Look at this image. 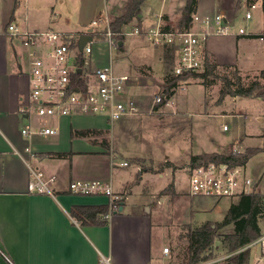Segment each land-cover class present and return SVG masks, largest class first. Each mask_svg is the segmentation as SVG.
I'll return each mask as SVG.
<instances>
[{
  "label": "crops",
  "instance_id": "obj_1",
  "mask_svg": "<svg viewBox=\"0 0 264 264\" xmlns=\"http://www.w3.org/2000/svg\"><path fill=\"white\" fill-rule=\"evenodd\" d=\"M64 1L49 0V3H53L54 8ZM69 1L80 11V20L84 27L102 14V9L106 8L108 2ZM123 1L125 7L129 0ZM257 1L261 8V18L260 22L249 26V34H238L235 28L228 34L210 33L202 43L203 51L219 64V68L231 65L237 67L241 74L259 73L264 69V37L256 36L264 34V12L261 0ZM27 2L28 0H24L22 5L21 0H15V5L9 12L8 7L0 8V264H98L101 256L110 257L114 264H168L171 259L169 253L164 252L165 244L162 245L154 238L151 214L139 206L166 187L171 172L168 168L159 173L147 169L142 171L139 168L142 165L137 159L154 156L131 152L116 142L123 130L131 124L130 116L135 115L110 121L105 116L76 114L54 119L53 122L59 126L55 135L22 134L21 129L25 124L37 126L43 119L33 112H24L25 107L30 104V79L24 58L25 51L9 36L7 25L15 22L23 29H54L61 32H79L86 29L62 30V24L51 18L43 23L30 20L25 7ZM185 3L186 0H162L159 9L153 11L144 1L141 20L134 19L129 24L138 26L140 23L141 30L145 32L158 24L161 15L162 25L168 24L177 28ZM246 4L247 0H198L196 13L202 17L223 13L234 21L236 27V22L245 19ZM124 7L119 14L108 13L104 16H118ZM250 20H253V14ZM149 43L144 34L129 36L128 39L125 36L120 47L123 49L122 56L130 62L131 71L117 70L118 73L132 76L124 97L136 99L140 111L142 109L145 115L152 110L149 102L142 105L139 103L138 99L143 94L141 91L154 85L156 63L162 62L164 66V58L159 49L164 46L152 44L154 51L151 54L147 47ZM169 48L173 50L176 61V48ZM141 65L148 66L150 74L138 70ZM161 80L162 78L157 80V89L158 81ZM193 86L202 87L204 90V99L200 102L203 114H225L227 111L222 109V105L228 98L247 99L264 107L263 97L226 95L221 101L218 96L217 99L206 100L205 93L208 88L199 80H187L174 89L160 111L165 107L175 108L176 104L172 99L177 92ZM209 104L214 106L209 107ZM231 112L240 114L238 111ZM257 116L262 120L261 115ZM223 129H226V125ZM76 130L95 132L90 135H77L73 133ZM105 132L108 139L96 138L99 135L104 136ZM263 133L244 134L238 142L217 144L214 150L207 152L220 150L231 144L242 147L241 144L246 143L244 150L253 146L249 143H254L259 138L262 142L257 146H261ZM193 143L189 148L186 147L190 149L188 159L194 154L203 153L194 152L191 149ZM26 148H30V151L27 152ZM124 162L128 164L124 165ZM32 170H41L46 175L57 177L51 185L52 192L30 189ZM185 176L188 183L187 172ZM175 178V192L183 193L177 187L182 179L181 174L177 173ZM73 180H101L109 183L115 194L122 196L118 209L109 216L106 224L81 225L72 217L71 208L74 205H107L111 202V197L107 195L71 192L69 184ZM187 193L189 194V185ZM236 199L225 206L226 211Z\"/></svg>",
  "mask_w": 264,
  "mask_h": 264
},
{
  "label": "rangeland",
  "instance_id": "obj_2",
  "mask_svg": "<svg viewBox=\"0 0 264 264\" xmlns=\"http://www.w3.org/2000/svg\"><path fill=\"white\" fill-rule=\"evenodd\" d=\"M0 1V8L4 9L8 7V12L15 5V0ZM253 1L256 0H247V3ZM161 2L162 0H145V4L149 5L153 11L159 9ZM23 3L24 0H21L22 5H24ZM52 4L49 3V0H28L25 3V7L29 19L37 21V23H43L50 18L52 20L55 19L62 24V30L87 28L91 24V21H89L84 27V24L80 20L81 13L71 1L65 0L54 8ZM123 4H125L123 0H108L106 8L103 7L102 9L101 15L108 13L111 15L119 14L124 7ZM80 6H83L82 1ZM260 10V6L252 9L253 20H240L235 23L236 27L234 29L236 28L237 30L239 27H244L248 31L249 26L254 24V22H260ZM107 17L111 22L116 16ZM133 27L132 24L123 25L122 31L127 32ZM138 27L141 28L139 25ZM128 38L129 36H126V39ZM152 44L154 43L150 42L147 44L151 54L154 51ZM92 48L93 53L91 58L95 65L102 67L112 63L115 71H131L129 67L130 62L122 56L123 49L120 46L117 49H111L107 41H93ZM159 49L164 58L165 68L161 64L162 62L156 63L154 85L145 91H141L143 94L138 99L141 105L144 102L145 104L149 102L152 111L150 114L145 115L141 109L138 115L130 116L131 119L129 121H131V124L123 130L119 135L120 139H117L116 142L119 146L131 152H140L146 156H154L151 158L139 157L137 159V162L142 165V171L147 169L153 173H159L164 172L165 168H168L171 172L170 180L166 187L157 191L153 197H149L148 201L143 202L139 207L151 214L154 238L169 248L171 260H168L167 263L189 264V240L186 236L188 226L200 225L207 220L213 222L221 221L226 213L225 206L236 198L215 200L209 197H193L187 193L188 183L185 173L187 172V167L190 165L191 158L188 159L190 149L187 148L194 142L191 147L194 152H207L214 150L217 144L226 145L238 142L244 134L263 133L264 107H261L260 103L247 99L235 100L228 98L222 105V109L227 111L225 114H219V112L217 114H203L201 113L200 102L204 99V90H202V87L193 86L187 90H179L177 92L176 96L172 99L176 104L175 108L169 109L165 107L160 111L163 103H155V98L165 90L163 77L173 71L176 61L171 48L164 46L162 49ZM139 69L145 74H150L149 67L146 65L139 66ZM218 70L220 73H230L231 69L220 67ZM257 74L255 72L242 74L244 82L249 83L251 80H255ZM160 78L162 80L158 81L159 88L157 89L155 85ZM187 80L194 82L199 80V78L190 76L186 80L181 81V83L184 84ZM262 83L264 84V79H262ZM220 84L218 81L217 84L206 89V100L217 99V96L219 98L218 90ZM210 106L213 107L214 105L209 104ZM231 111H238L240 114H234ZM257 115H261L262 120H259ZM224 125H226V129H223ZM103 137L108 139L106 132L104 136H96L97 139H104ZM259 139L249 144L253 145V147L260 145L262 141L261 138ZM231 145H233L234 149H241L243 151L246 143L241 144L242 147L236 146L237 144ZM228 147L229 145L219 151L225 152ZM246 172L251 177L253 183H256V191L263 193L264 152H259L249 159L246 164ZM177 173H180L182 178L177 187L179 190L184 191L180 194H177L174 188ZM260 225L264 231V217L261 219ZM231 232H233V225H227L219 230V233L222 234ZM211 250L212 258L200 264H224L227 251L219 238L215 240ZM258 263L264 264V253L261 251L259 244H254L252 246L250 264Z\"/></svg>",
  "mask_w": 264,
  "mask_h": 264
},
{
  "label": "built area",
  "instance_id": "obj_3",
  "mask_svg": "<svg viewBox=\"0 0 264 264\" xmlns=\"http://www.w3.org/2000/svg\"><path fill=\"white\" fill-rule=\"evenodd\" d=\"M258 1L247 3L244 18H252V9ZM155 27L143 32L134 26L124 36L144 34L147 40L156 44L176 48L177 59L172 73L202 71L204 51L202 43L210 33L228 34L234 29V21L223 13L202 17L193 13L189 26L183 31H164L162 20ZM9 36L25 51V61L30 79V104L24 112H33L43 119L37 126L25 124L21 132L26 136L55 135L59 126L53 120L76 114L100 115L115 121L126 115H137L140 107L136 99L125 98L126 87L132 80L127 73H118L112 63L99 67L92 62L93 41H107L111 49H117L121 41L119 33L111 28L107 16L99 15L83 31L61 32L54 29L29 30L17 23L7 25ZM238 34H249L244 27ZM91 35L82 49L79 41L82 35ZM96 37V38H95ZM169 98L162 93L155 103H167ZM29 152L30 148H26ZM124 162V165H127ZM141 169V167H139ZM30 189L38 192H52L55 175H46L41 170H32ZM189 194L193 197L214 199L238 198L244 192L253 191L256 183L246 172L244 165L231 166L228 163L210 162L187 167ZM69 190L77 194H103L111 197L114 211L118 209L122 196L114 193L111 185L101 180H73ZM264 253V232L254 242ZM253 244V245H254ZM164 247V252L169 253ZM98 264H114L110 257L101 256Z\"/></svg>",
  "mask_w": 264,
  "mask_h": 264
},
{
  "label": "trees",
  "instance_id": "obj_4",
  "mask_svg": "<svg viewBox=\"0 0 264 264\" xmlns=\"http://www.w3.org/2000/svg\"><path fill=\"white\" fill-rule=\"evenodd\" d=\"M145 0H129L122 13L111 21V28L119 34L116 36L119 41L124 39L121 34L123 25L129 24L134 19L141 20L142 5ZM264 12V0H261ZM198 0H186L181 20L177 28L168 24L161 25L164 31H183L189 26L192 14L196 12ZM140 25V23H138ZM264 37L262 35H256ZM121 46V45H119ZM219 64L204 51V68L202 71H187L181 74L172 72L165 75V90L167 98L173 94L174 89L188 77L199 78V82L209 88L219 81V101L226 95L252 96L264 98V69L257 75L255 80L249 83L244 82V76L237 67L224 65L223 68L231 69L230 73H220ZM165 101L163 102V104ZM95 130L73 131L77 135H90ZM261 146H249L243 151H238L229 145L227 151H212L194 154L190 158V164H208L210 162L228 163L231 166L246 165L251 157L259 152H264ZM114 202L107 205H74L71 208V215L81 225H104L108 222L109 216L114 212ZM264 215V193L254 189L242 193L231 203L221 221L207 220L200 225L188 226L186 236L189 240L188 251L189 264H200L212 258V246L216 239H220L227 251L224 264H250L252 246L262 235V228L259 220ZM227 225H233V232L219 233V230ZM212 264V263H210Z\"/></svg>",
  "mask_w": 264,
  "mask_h": 264
},
{
  "label": "water",
  "instance_id": "obj_5",
  "mask_svg": "<svg viewBox=\"0 0 264 264\" xmlns=\"http://www.w3.org/2000/svg\"><path fill=\"white\" fill-rule=\"evenodd\" d=\"M91 35L84 34L81 36L80 41H79V47L82 49L84 45L91 40ZM123 206L120 207V210H122Z\"/></svg>",
  "mask_w": 264,
  "mask_h": 264
}]
</instances>
